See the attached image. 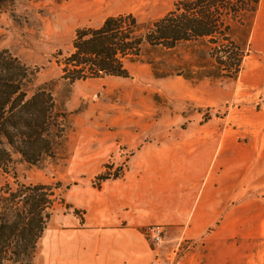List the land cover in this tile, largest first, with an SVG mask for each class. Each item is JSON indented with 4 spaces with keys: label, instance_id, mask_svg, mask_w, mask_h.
I'll return each mask as SVG.
<instances>
[{
    "label": "rangeland",
    "instance_id": "obj_1",
    "mask_svg": "<svg viewBox=\"0 0 264 264\" xmlns=\"http://www.w3.org/2000/svg\"><path fill=\"white\" fill-rule=\"evenodd\" d=\"M176 1L0 0V50L28 67L29 95L41 89L50 93L60 125L52 123L51 135L57 137L36 164L12 154L11 168L0 169V189L6 183L47 185L55 196L33 256L2 264H43L42 238L63 230L66 218L84 224L85 211L73 204L74 190L100 189L121 178L143 144L172 133L224 130L257 147V205L242 206L239 226L228 225L218 235L166 242L158 225L163 239L157 246L145 236L155 225L145 227L143 235L155 251L153 264H264V1L249 30L233 25L232 38L244 50L234 78L220 74L205 42L181 43L173 50L144 44L138 58L124 62L126 78L73 84L61 78L78 29L97 28L121 14L147 27Z\"/></svg>",
    "mask_w": 264,
    "mask_h": 264
},
{
    "label": "crops",
    "instance_id": "obj_2",
    "mask_svg": "<svg viewBox=\"0 0 264 264\" xmlns=\"http://www.w3.org/2000/svg\"><path fill=\"white\" fill-rule=\"evenodd\" d=\"M256 150L225 130L143 144L121 178L74 190L84 224L66 218L63 230L42 238L43 264H153L147 226H163L166 242L234 229L242 206L257 205Z\"/></svg>",
    "mask_w": 264,
    "mask_h": 264
},
{
    "label": "trees",
    "instance_id": "obj_3",
    "mask_svg": "<svg viewBox=\"0 0 264 264\" xmlns=\"http://www.w3.org/2000/svg\"><path fill=\"white\" fill-rule=\"evenodd\" d=\"M264 0H177L149 26L131 14L109 16L97 28L75 32L71 54L63 60L62 79L70 84L103 78H126L125 61L142 47L173 50L181 43L205 42L220 74L236 77L244 50L232 38L235 24L249 30ZM145 28L143 35H138ZM247 30V31H248ZM30 71L19 59L0 50V169L7 172L12 154L31 165L50 153L54 140L51 95L44 89L29 95ZM53 123V124H52ZM61 132V130H59ZM16 181V180H15ZM47 185L8 183L0 189V264L33 256L55 203Z\"/></svg>",
    "mask_w": 264,
    "mask_h": 264
},
{
    "label": "built area",
    "instance_id": "obj_4",
    "mask_svg": "<svg viewBox=\"0 0 264 264\" xmlns=\"http://www.w3.org/2000/svg\"><path fill=\"white\" fill-rule=\"evenodd\" d=\"M145 236L151 245H159L163 239V229L161 226L155 225L148 227Z\"/></svg>",
    "mask_w": 264,
    "mask_h": 264
}]
</instances>
